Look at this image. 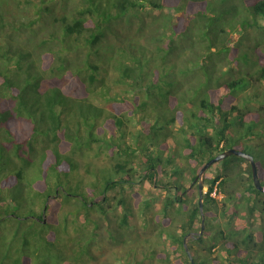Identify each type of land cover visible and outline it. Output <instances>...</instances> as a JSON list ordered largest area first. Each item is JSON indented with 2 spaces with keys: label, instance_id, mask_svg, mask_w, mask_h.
<instances>
[{
  "label": "trees",
  "instance_id": "trees-1",
  "mask_svg": "<svg viewBox=\"0 0 264 264\" xmlns=\"http://www.w3.org/2000/svg\"><path fill=\"white\" fill-rule=\"evenodd\" d=\"M60 1L0 0V264H190L183 238L200 231L198 197L181 232L160 228V242L137 232L136 215L144 228L153 222L145 219L150 202L127 192L144 180L162 189L160 222L185 206L179 154L164 158L160 149L167 126L183 115L178 130L184 158L193 163L190 185L197 184L198 167L230 148V140L236 150H256L245 141L248 134L260 137L255 130L264 129V118L260 125L251 110L228 104L239 93L232 88L246 80L235 70L246 49L240 34L249 37L264 19V0ZM177 13L186 20L180 29L172 23ZM143 35L150 50L135 42ZM256 60L264 80V58ZM219 61L229 65V77L218 75ZM199 73L203 79L190 81ZM209 76L218 86L215 102ZM249 118L259 126L247 130ZM95 145L101 149L92 152ZM140 154L141 171L131 164ZM100 155L108 164L94 161ZM252 157L264 185V160ZM216 164L204 180L206 228L190 241L208 239L207 255L197 259L188 244L195 264H264V191L255 188L244 158ZM214 188L221 199L211 196Z\"/></svg>",
  "mask_w": 264,
  "mask_h": 264
},
{
  "label": "rangeland",
  "instance_id": "rangeland-1",
  "mask_svg": "<svg viewBox=\"0 0 264 264\" xmlns=\"http://www.w3.org/2000/svg\"><path fill=\"white\" fill-rule=\"evenodd\" d=\"M56 1L58 2V0H56ZM77 1L78 0H71L70 4L76 3ZM60 2L62 3V1L59 0L58 3L61 4ZM153 14L154 13H151V15H153ZM179 15H180V13H177L172 20V23L178 22L177 23L178 29H180L186 22V20L184 18L177 20V16H179ZM253 30L254 31L250 32L249 37H248V33L246 34V32H244V31H243V33L240 34V36H241L240 39L241 40L243 39V41L245 42L244 44L246 46V49L240 53V58H238L236 60V62H237L236 64H239V66L235 65V70L238 73L237 76L239 78L243 77V78H246V80L240 79V83H239L238 87L236 89L232 88L233 92H239L237 94L238 98L235 97V99H233L232 102H230V104H228V107L232 106V105H236L240 109L242 108L241 111H243V113L250 112V110H251L252 111L251 113L257 114L258 119L256 118V120H260L259 115H260V117L264 118V107L263 108L261 107V106H264L263 105L264 80L258 79L257 71L254 68L258 66L256 59L262 60L264 58V19L263 18H259L258 26L254 27ZM135 42L137 44H140L144 48H148V50H150L149 47H151V45H149V40H147V38L144 35L140 36V37H136ZM132 51L134 52V50H132ZM71 57H72V55L70 54V58ZM219 62H220L219 63L220 65H218V66H220L221 69L219 70L218 75L221 77H229V75H227V72H226L229 65L225 66V63H224L225 61H219ZM129 63H130V61H129ZM154 63H157V62L154 61ZM207 65H208V62H207ZM195 78L203 79V76L200 73L197 76H195V75L193 77L190 76V79H191L190 81H196ZM180 79L181 78H179V76H178V80H180ZM223 81L224 80L222 79L220 82L222 83ZM65 84H63L61 86L63 87V86H65ZM44 85H46V84H44ZM214 85H215V79L213 77L211 78V76L207 77V88H212ZM217 90H218V86H214L213 90L209 91V94L211 95V98L214 102L218 98L216 96ZM241 91H243V92H241ZM189 98L193 99V96L191 97L190 94H187L186 99L189 100ZM244 100H246L247 102H244ZM94 102L100 103V102H96L95 100H94ZM245 103L247 104L246 107L244 106ZM185 106L187 108L191 107V105L188 103ZM163 107H165V106H163ZM150 110H151L150 108H146L144 113L147 114L148 112H150V117L155 118V116H157V114L155 113V111H150ZM259 111L262 113L258 114L257 112H259ZM189 112L190 111L186 110V113L189 114ZM235 114L236 113H234V111H232V113H230V115H229V117H230L229 122H231L232 124L238 120L235 118L236 117ZM260 121H262V120H260ZM154 123H156V124L153 128V132L157 133L158 132L157 129L159 126H161V123L158 121H155ZM221 123H223V122H221ZM258 123L259 122L255 121V119L249 118V119H246V121H245V127L247 130H251ZM262 123H263V121L260 122V125H262ZM132 124L134 125L133 122H132ZM182 124L183 125L185 124L184 123V115L181 117H178L177 119L174 120L173 123H171L169 126H167V129L165 130L167 133V136L165 138L161 139L160 149L162 150L161 154L164 158L168 157L172 153L179 154L176 156L177 162H175V164L178 165V167H181V165H182L184 168L183 177L179 178L180 179L179 182L182 185L181 190H179V192L184 193V190H186L185 194L182 193V196L185 199V206L182 208L181 207L178 208L176 206V209H173V211L169 212L170 218H172V219L163 220V222H160L158 215L161 213V207L164 204V201H165L164 198L166 196V193L162 189L154 187L151 184V182L148 180H144L141 182L135 181L134 185L130 188V190H129V192H127V194L129 193L128 195L133 200H138L141 203H143L144 201H149L150 206H149V209L145 211V219L149 218V219L153 220V222H151L145 228L142 227L143 218H141L139 215H136L135 219L132 220V222H134L135 224H137L139 226L138 227L139 231H137V232L139 233L140 236H142V238H147V239H151V240L158 239L161 242V240H163V237H160L157 235L158 230L160 228L161 229L163 228L166 232L168 231L171 233L179 234L181 232L180 224L182 223L183 220H185L184 213L189 209L191 210L192 207L196 204V201H197L196 198L198 197L197 184H195L193 186V185H190V183H189L190 178H191V174H190L189 169L191 170L193 163L189 162L188 159L186 160L184 158V153H183V143L184 142L182 140V134L178 130V128ZM258 126H259V124H258ZM261 128H258L255 130L256 133H258L260 135V137H258L257 135L250 136L247 133L249 137H248V140H246L245 142H247L251 146L252 150H254L253 148L255 146H257V147H256L255 151H250L249 149H246L245 151L249 154L251 153V155L255 156L256 158H261L262 160H264V129H261ZM263 128H264V126H263ZM211 131L212 130L209 129L208 133H211ZM243 131L244 130L241 129L240 133H242ZM229 132L232 133V131H230V130H229ZM227 138L230 139V134H229V136H227ZM260 143H262L263 145L259 146ZM241 144H242L241 142L238 143V145H241ZM227 147L235 149V147H238V146H237V144H235V142L230 140L229 145ZM95 149L97 151H99L101 148L98 145H95L94 151H92V152H95ZM215 155L216 154H214V156ZM145 157L146 156L144 154H140L137 157H132L133 161H131V164L133 165L134 168H136L137 170L139 169V171H141V168H140L141 162L145 161ZM105 158H106L105 155H100L99 158H97V159L94 158V161H96V162L101 161V163L108 164V163H106L107 160ZM207 158H208V156H207ZM89 160H91L90 157H88V161ZM125 160L128 161V159H125ZM200 168L201 167H198V171ZM217 168H220V166L217 165L216 163L213 164L211 166V168L206 171V173L203 177V181L205 180L206 177H211ZM257 170H258V168H257ZM259 170L264 173V166L260 167ZM111 171L114 172L113 168L111 169ZM168 172H170V171H168ZM244 179H245V175H243L242 180H244ZM206 189H207V187L204 186L203 191H205ZM174 193H176V190L174 191ZM212 196L217 198V199H221L223 197V193H220L217 190V191H215V193L214 192L212 193ZM130 201H132V200H130ZM216 211H217L219 216L222 215L221 209H218ZM217 224L218 223L215 222V224L213 226H217ZM255 224H256V226H258L257 221L255 222ZM205 228L206 227L204 226V230H205ZM198 233L199 232L194 233L195 234L194 236H189L187 239V244H189V243L191 244L192 249H193V253L196 255L197 259L199 257V260H200V259H203L205 255H207V252H206L207 247L206 246L209 245V240L205 238L203 244H200V243L197 244L195 242H190V241H193L194 238L197 239L196 236L198 235ZM129 234L131 235V238L136 237L135 229L134 230L132 229V231ZM164 236H166V234ZM102 240H103V243H101V244L103 246L108 247V245L106 243L107 238L105 237ZM99 242H100V239H97L93 246H98ZM167 243L169 244L170 241L166 239L165 244H167ZM111 247L112 246L109 247V250ZM141 247L142 246L139 245L137 250ZM106 251H107V249H106ZM193 253L191 252L192 256H193ZM138 254H139V258L142 257L144 255V249L141 248V250L138 251Z\"/></svg>",
  "mask_w": 264,
  "mask_h": 264
},
{
  "label": "water",
  "instance_id": "water-1",
  "mask_svg": "<svg viewBox=\"0 0 264 264\" xmlns=\"http://www.w3.org/2000/svg\"><path fill=\"white\" fill-rule=\"evenodd\" d=\"M231 155H235V156L244 158L245 160H247L249 162L250 168H251L252 181H253V184H254L255 188L257 190H259V191H264V185H262L260 183V180H259V177H258L257 166L255 164V161H254L253 157L250 154L245 153L243 151L236 150L234 148H229V149H226V150L222 151L221 153L217 154L216 156L210 158L200 168V170H199V172L197 174V177H196L197 183H198V195H199L198 207H199V211H200V214H201V227H200V231H199L198 235L196 236V238H199L200 235L202 234L203 230H204L203 177H204V175H205V173H206V171H207V169L209 167H211L213 164H215L218 161L223 160L224 158H226L228 156H231ZM194 235L195 234H193V233L192 234H187L183 238V247H184L185 252H186V254L188 256L190 264H195V261H194V258L192 256L191 252L188 249L187 239H188L189 236H194Z\"/></svg>",
  "mask_w": 264,
  "mask_h": 264
},
{
  "label": "clouds",
  "instance_id": "clouds-1",
  "mask_svg": "<svg viewBox=\"0 0 264 264\" xmlns=\"http://www.w3.org/2000/svg\"><path fill=\"white\" fill-rule=\"evenodd\" d=\"M228 149H229V148H228ZM216 155H217V154H216ZM216 155H215V156H216ZM207 161H208V160H207ZM203 165H204V164H203ZM203 165H202V166H203ZM202 166H201V167H202ZM209 168H210V167H209ZM209 168H208V169H209ZM208 169H207V170H208ZM199 170H200V169H199ZM198 172H199V171H198ZM203 189H204V181H203ZM197 190H198V183H197ZM206 190H207V189H206ZM206 190L203 191V194L206 193ZM215 191H217L216 188H214L213 192L215 193ZM213 192H212V193H213ZM212 193H211V196H212ZM198 199H199V195H198ZM190 234H191V233H190ZM193 234H194V233H193ZM187 246H188V244H187ZM188 249H189V247H188ZM189 251H190V250H189ZM189 262H190V261H189Z\"/></svg>",
  "mask_w": 264,
  "mask_h": 264
}]
</instances>
